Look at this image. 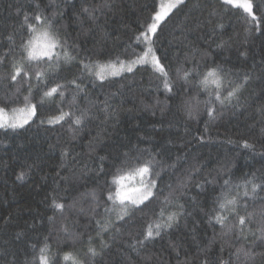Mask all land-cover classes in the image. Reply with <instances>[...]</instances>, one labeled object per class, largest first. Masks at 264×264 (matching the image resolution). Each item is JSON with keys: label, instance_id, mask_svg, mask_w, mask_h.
<instances>
[{"label": "trees", "instance_id": "obj_1", "mask_svg": "<svg viewBox=\"0 0 264 264\" xmlns=\"http://www.w3.org/2000/svg\"><path fill=\"white\" fill-rule=\"evenodd\" d=\"M105 2L110 7L98 12L95 22L82 11ZM158 2L0 0V55L15 48L0 67V101L6 94L21 89L22 105L23 96L28 94V83L23 77L15 84L7 78L13 56L17 60L20 58L21 36L26 35V29L21 28L25 14L39 11L52 17L62 13V16L56 15V23L74 46V54H79L86 62H104L115 59L117 54H121L122 59L126 58L125 53L127 58H133L134 51H141L135 38L141 26L150 22ZM255 3L262 6L256 9V14L264 16V0H255ZM246 16L241 9L221 0H184L158 29V55L163 57L162 62L173 77L178 66L189 69L194 66L193 50H196L194 59L201 72L207 67L221 65L233 73V78L238 75L240 81L245 73L249 74L239 103L233 101L235 107L216 105L215 119L209 118L206 112L188 119L182 104L185 93L180 90L179 95L168 99L172 94L164 92L161 79L151 68L137 66L132 73L124 72L100 81L86 73L81 76L77 61L65 66L48 83V87L68 85L63 89L67 97L63 103L56 96L55 100L38 106L37 115L22 128H0V264H32L33 256L39 264V248L46 237L54 264H77L87 259L85 253L89 247L100 250L102 240L110 246L104 248L93 264H143L141 257L132 253L127 244L129 237L141 232L153 211L159 209L162 197L153 200L143 212H136L132 218L134 225L118 222L111 233L102 237L97 236L96 220L104 218L107 189L123 154L145 148L168 164L179 159L175 172L172 169L161 172L159 183L165 193L167 185L174 184L182 172L191 170L194 165H203L180 201L186 215L179 227L149 243L142 253L153 257L152 264H178V260L185 259L202 264L206 258L210 262L231 258L232 264H237L236 248L253 243L261 245L252 235L246 241L237 240L234 234L221 235L219 225L209 224V213L213 212L214 200L224 179L231 176L234 183H240L253 174L257 178L264 177V114L259 111L264 107V24L259 30L252 27L249 31ZM197 21L202 22L199 28L195 27ZM222 43L223 47H218ZM74 78L79 79L83 89L77 95L78 108L70 107L73 95L77 94L69 84ZM188 87L190 95L196 96L195 81ZM42 91L36 92L33 87V102L38 105ZM106 98L115 109V115L104 123ZM199 99L205 96L201 94ZM16 106L13 103L9 108ZM80 109H89V118L80 127L68 118L59 124L48 123L60 111H73L78 115ZM245 142L250 147H245ZM101 157L105 159L101 161ZM22 173L23 178L18 179ZM92 192L100 201L95 213L91 211L96 207L91 196L85 197ZM259 197H264V192L259 193ZM259 197L256 203L249 202L248 212H258L264 206ZM54 199L65 204L79 201L78 207H83L84 212L66 211L65 220L52 207ZM240 214H246L243 201ZM50 216H55L54 223L49 222ZM237 221L238 217H232L229 223ZM64 223L71 232L79 234L78 238L63 234L60 229ZM260 223L257 216L249 227L255 232ZM116 228L120 229L118 235ZM113 235L115 240L111 238ZM172 243L178 245L175 250L170 247ZM65 254H69V259H64Z\"/></svg>", "mask_w": 264, "mask_h": 264}, {"label": "snow or ice", "instance_id": "obj_2", "mask_svg": "<svg viewBox=\"0 0 264 264\" xmlns=\"http://www.w3.org/2000/svg\"><path fill=\"white\" fill-rule=\"evenodd\" d=\"M227 5L234 8L242 9L247 16L245 19L249 25V31L252 27L259 30L260 25L264 24V16L257 15L256 9L261 8L260 4H256L255 0H223ZM184 4V0H167V3L161 2L154 7L150 16V22L142 25V30L139 31L135 38L136 46L141 48L140 52H133V58H121V54H117L115 59H109L101 62L99 60L85 61V58L79 54H74V46L69 43L68 37L62 35L61 29L57 26L56 13L52 17L43 14L42 12H34L32 15L25 14L22 30L26 29V35L21 36V43L19 45V59L13 56L11 61V71L8 73V79L13 83L18 82V78L23 79L28 83V94L23 96L22 105L20 104L21 89H16L15 93H8L4 99L0 101V128L17 129L22 128L28 124L33 117L37 115L38 106H42L48 100H55L56 96L61 98V103L67 98L63 89L68 87L66 84H56L48 87L51 79L59 74L65 66H71L74 62L79 61L81 69V76L85 73L89 76H94L95 79L104 81L109 76H118L122 72L132 73L137 66H144L151 68L154 74H157L161 79L163 90L172 99L174 95H179L180 90L185 93L186 98L182 101L184 112L188 119L197 118L201 112H206L208 117L215 119L216 105L220 107H227L236 105L233 101L239 103V95L241 89L250 79L248 73L244 74L243 81L239 80L238 75L233 78V73L226 71L221 65L207 67L205 71H200V65L195 61L196 50H193V64L192 68H185L180 65L176 68L175 76L173 77L169 68L162 62L163 57L158 55L159 49L156 47V41L159 38L158 29L161 27V22L170 18L173 10L178 9ZM199 5L197 4L196 7ZM39 8V4L36 5ZM110 7L106 2L95 6L85 7L82 9L89 19L93 22L98 20L97 13H102L104 8ZM59 8V5H57ZM21 10L17 9V15ZM202 22L197 21L195 27L199 28ZM223 27V25H218ZM9 40L12 37L9 36ZM131 47V46H130ZM223 47V43L218 45ZM15 52V48H9L2 55H0V67L8 60L9 56ZM101 55H103L101 53ZM187 56V53L185 54ZM35 80V86H33ZM195 81L197 87V95L192 96L191 88L188 87ZM69 84L77 90V94L73 95L71 108H78L76 103L77 95L82 92L79 79L74 78ZM179 85V90L177 86ZM42 89V95L39 105L33 102L34 93ZM203 94L205 99H199ZM116 93H113L115 96ZM16 103L18 106L9 108V105ZM159 105L160 102L157 101ZM201 105L203 107H201ZM264 114V107L259 109ZM103 112L105 113L104 123L115 115V109L109 103L108 98L104 101ZM74 117V119H73ZM66 118L71 119L72 123L77 127L83 125V122L89 118V109H80L79 114L75 112L60 111L58 116L52 117L48 120L49 124H59ZM43 123V121H41ZM245 147H250L247 142ZM65 155H67L65 153ZM158 154H153L149 149H137L135 152L126 151L123 154V159H120L113 173L112 180L107 189L106 200L104 202V218L96 220L97 236L111 233L118 222L133 224L132 219L136 212H143L153 200L158 197L160 199V207L153 211L152 218L148 220L143 230L135 236H130V242L127 248L135 253L136 256L141 257L143 264H152L153 257L148 254L142 255L146 252L149 243L156 239H162L169 230L178 228L180 220L186 215L184 205L180 203L187 192L188 185L195 175H198L203 165L192 166L191 170H185L176 177L175 183L167 185V193L165 189L160 187L159 181L162 179L161 172L166 169L177 170V162L171 164L163 160L157 159ZM101 161L105 158L101 157ZM157 168L160 171H157ZM100 171H103V165ZM23 178V173L18 179ZM259 179V182L257 180ZM209 181H206L208 183ZM200 187V185H197ZM264 192V177L257 178L255 174L251 177H245L242 182L234 183L231 176L224 179L220 185V190L214 200L213 212L209 213V224L213 227L219 225L221 228V235L227 236L229 234L236 235L237 240H247L249 235L256 237L261 241V245L253 243L252 245H241L236 248L234 253L237 264H264V206L258 212H248L249 202L256 203L259 193ZM91 196V201L96 205L92 208L93 213L100 207V201L95 192L86 193L85 197ZM261 205H264V197H259ZM241 201H243V209L246 213L241 215ZM79 201H72L70 204L57 202L53 200L52 207L58 211L61 217H64L66 211L84 212L83 207H78ZM171 209V210H170ZM257 216L261 223L253 232L249 227L252 220ZM115 217V219H113ZM232 217H238L237 223H229ZM66 220V217H64ZM50 223L55 222V216H50ZM66 237L73 239L78 238L79 234L73 233L69 230L67 223L61 225L60 229ZM116 234H120V229L116 228ZM113 240L116 236L111 237ZM47 237L43 246L39 248V264H54L50 255V246L47 243ZM92 243V238L89 237V244ZM102 247L97 250L95 247H89L85 256L87 259L77 262V264H93L94 259L101 255L104 248L110 245L101 241ZM174 250L178 247L175 243L170 245ZM259 247V251L257 248ZM179 258V252H177ZM65 260L69 259V254H65ZM32 264H37V257L33 256ZM178 264H194V262L185 259ZM202 264H232L231 258L228 261L223 259L209 261L207 258Z\"/></svg>", "mask_w": 264, "mask_h": 264}, {"label": "rangeland", "instance_id": "obj_3", "mask_svg": "<svg viewBox=\"0 0 264 264\" xmlns=\"http://www.w3.org/2000/svg\"><path fill=\"white\" fill-rule=\"evenodd\" d=\"M221 1H223V0H221ZM161 2H163V3H167V0H159V2H158V4H160ZM242 10V9H241ZM243 11V10H242ZM247 15V14H246ZM126 72V71H125ZM122 73H124V72H122ZM109 77H113V76H109Z\"/></svg>", "mask_w": 264, "mask_h": 264}]
</instances>
